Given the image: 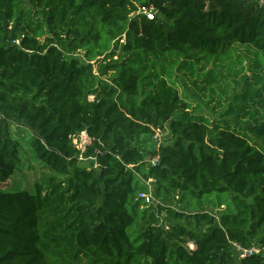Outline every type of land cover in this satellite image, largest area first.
<instances>
[{
    "label": "trees",
    "instance_id": "1",
    "mask_svg": "<svg viewBox=\"0 0 264 264\" xmlns=\"http://www.w3.org/2000/svg\"><path fill=\"white\" fill-rule=\"evenodd\" d=\"M15 122L51 170L34 191L2 187ZM235 243L264 247V5L0 0V264H264Z\"/></svg>",
    "mask_w": 264,
    "mask_h": 264
},
{
    "label": "rangeland",
    "instance_id": "2",
    "mask_svg": "<svg viewBox=\"0 0 264 264\" xmlns=\"http://www.w3.org/2000/svg\"><path fill=\"white\" fill-rule=\"evenodd\" d=\"M239 48H240V52L244 55L245 54L243 50L244 48L243 47H239ZM84 54H85L84 52H81L82 56ZM103 59L104 56L99 57V60H103ZM243 59H247V55H244ZM245 63H247V61H245ZM192 88L196 89V87L194 86ZM182 89L183 88L180 87L181 91ZM197 92L199 91L197 90ZM9 131L12 137L17 139L19 142V146H20L19 153H20L21 161L19 167L15 170L14 174L10 177L8 181H6V183L2 184V187L9 190L20 189V190L34 191L36 184L38 182H43L44 178L47 177L48 174H50L51 170L48 166H46L37 158L34 152L31 143V138L33 135L31 129H29L22 123L15 122L11 124ZM154 138L156 139L157 144L173 142V136L168 126H166L164 130L157 129ZM74 141L76 143H79V145L85 147L86 144L90 143V138L86 132H83L79 136H75ZM155 198L160 201L162 200L160 196H156ZM198 202H203V203L200 204ZM198 202L194 200L193 201L189 200L185 203H180L177 196H174V200L168 201L169 204H171L172 206L178 209L188 208V210L191 211V210H195L197 206L198 207L201 206L202 209L216 215H218L221 210L228 208L227 202L221 199H216L213 196H208L207 199ZM196 203H198L199 205H196ZM189 244L190 247L194 245L193 243H189ZM252 247L257 249L259 253H264L263 246L253 245Z\"/></svg>",
    "mask_w": 264,
    "mask_h": 264
},
{
    "label": "built area",
    "instance_id": "3",
    "mask_svg": "<svg viewBox=\"0 0 264 264\" xmlns=\"http://www.w3.org/2000/svg\"><path fill=\"white\" fill-rule=\"evenodd\" d=\"M259 2L264 5V0H259ZM139 12L146 15V17L148 19H154L155 15L157 13V10H155V8L153 6H143L140 8ZM150 162L153 165H156L159 163V158L158 157L150 158ZM153 181H155V179L151 178L147 181V183L151 184V182H153ZM140 197L144 198L147 202L153 201V194H152L151 190L148 192L140 193ZM235 246L240 251V257L241 258H244L247 256H252L254 254L259 253V251L257 249H255L254 247L245 248L238 243H235Z\"/></svg>",
    "mask_w": 264,
    "mask_h": 264
}]
</instances>
